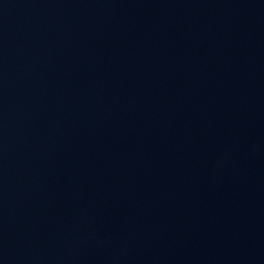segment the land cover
I'll return each mask as SVG.
<instances>
[{"label":"water","instance_id":"obj_1","mask_svg":"<svg viewBox=\"0 0 264 264\" xmlns=\"http://www.w3.org/2000/svg\"><path fill=\"white\" fill-rule=\"evenodd\" d=\"M0 264H264V0H0Z\"/></svg>","mask_w":264,"mask_h":264}]
</instances>
